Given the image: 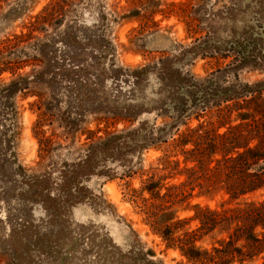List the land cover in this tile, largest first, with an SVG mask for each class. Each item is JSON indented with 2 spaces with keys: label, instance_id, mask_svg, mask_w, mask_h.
Instances as JSON below:
<instances>
[{
  "label": "rangeland",
  "instance_id": "1",
  "mask_svg": "<svg viewBox=\"0 0 264 264\" xmlns=\"http://www.w3.org/2000/svg\"><path fill=\"white\" fill-rule=\"evenodd\" d=\"M48 6L63 10L64 21L59 28L78 32L82 50L78 64L91 65L93 73L99 67L95 60L102 61L99 46L111 45L118 67H135L167 56L168 63H178L199 75H220L224 87L234 85L236 73L242 83L255 86L264 81V57L256 59L254 66L240 64L236 69L237 64L231 63L236 50L226 47V42L228 47L236 41L243 45L250 42L264 53V0H0V42L27 33L35 17ZM7 12L13 14L12 18L6 16ZM195 26L201 27L198 33ZM45 29L36 34L43 37L52 31L47 26ZM199 38L218 41L221 49L208 55L218 56L222 51L231 57L220 62L215 57L191 58ZM58 44L63 45L57 41L55 46ZM229 64L230 69H225ZM29 70L26 66L21 71ZM150 76L142 90L154 97L157 75ZM10 77V72L1 75L5 81ZM100 81L97 90L102 98L127 99L126 89L131 85L126 80H122L121 87L112 84L109 75ZM66 97L60 106L63 112L69 105ZM38 101L35 95L18 96L16 132L8 131L3 123L0 127V254L11 248L19 254L28 249L26 264H130L131 253L152 249L156 255L149 256L162 264H193L180 249L167 247L135 192L158 165L163 151L150 148L141 155L129 156L128 162L127 151L122 150L85 163L82 159L86 157L90 132L106 125L113 131L128 124L90 110L86 123L74 134L57 116L42 117L44 109ZM109 106L114 108V102ZM103 116L107 124L98 119ZM237 116L235 112L233 117ZM143 117L153 119L155 114ZM198 123L192 119L190 124ZM130 167L135 170L131 176L127 174ZM221 201L220 195L215 199L195 197L192 204L214 208ZM193 214L192 208L179 212L180 217ZM22 219L28 223L26 231L19 228ZM197 225V220L191 222L192 227ZM112 242L118 247L110 249Z\"/></svg>",
  "mask_w": 264,
  "mask_h": 264
},
{
  "label": "trees",
  "instance_id": "2",
  "mask_svg": "<svg viewBox=\"0 0 264 264\" xmlns=\"http://www.w3.org/2000/svg\"><path fill=\"white\" fill-rule=\"evenodd\" d=\"M62 11L57 6L46 7L27 33L0 42V127L16 132L20 115L17 97L21 94L39 97L42 117L57 116L74 134L86 123L90 110L125 122L128 125L122 129L111 131L106 125L90 132L82 160L90 163L125 150L129 162V156L150 148L163 151L158 165L135 192L167 247L180 249L193 264H264V81L255 86L242 83L236 73L234 85L224 87L220 75H199L178 63H168L167 56L135 67H118L111 45L99 46L103 62L95 60L99 67L93 73L91 65L78 64L82 54L78 32L59 28L64 21ZM11 15L6 14L8 18ZM198 24H203V19ZM45 26L52 31L43 37L36 34L45 32ZM200 29L195 26L196 33ZM57 41L63 45L56 47ZM214 41L200 40L192 47L191 58L215 57L220 62L231 57L222 51L218 56L208 55L221 49ZM226 47L236 50L231 62L237 64L236 69L240 64L254 66L256 59L264 57L263 50L257 51L250 42L243 45L236 41L230 47L226 42ZM26 66L30 70L22 72ZM5 72L11 73L8 81L1 79ZM152 73L157 75V94L149 97L142 88ZM107 75L116 86L121 87L122 80L131 85L126 89L127 99L112 100L114 108L97 90ZM63 96L69 104L64 112L60 108ZM235 112L238 116L234 118ZM152 113L153 119L143 117ZM106 116L98 119L107 124ZM192 119L199 123L191 125ZM42 122L38 120L40 127ZM99 131L104 134L97 135ZM166 156L172 158L170 163ZM134 172L130 167L127 174ZM218 195L222 201L214 208L192 204L195 197L215 199ZM191 208L192 216H179L180 211ZM193 220L198 221L197 227L191 226ZM21 221L19 228L26 231L28 223ZM116 247L112 242L110 249ZM138 251L129 252L130 264L161 263L149 256L156 255L152 249ZM27 253L28 249L20 254L7 249L0 254V264H26Z\"/></svg>",
  "mask_w": 264,
  "mask_h": 264
}]
</instances>
